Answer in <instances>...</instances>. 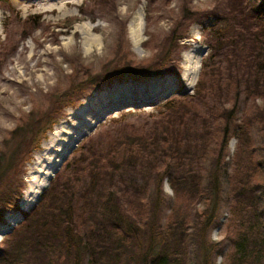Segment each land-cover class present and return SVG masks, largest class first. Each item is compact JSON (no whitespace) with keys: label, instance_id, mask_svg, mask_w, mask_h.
I'll return each instance as SVG.
<instances>
[{"label":"rangeland","instance_id":"374dc122","mask_svg":"<svg viewBox=\"0 0 264 264\" xmlns=\"http://www.w3.org/2000/svg\"><path fill=\"white\" fill-rule=\"evenodd\" d=\"M240 6L244 9L245 6H263L264 11V0H0V197L3 194L5 197L10 189L19 190V198L13 201L17 207L6 209L1 216L0 249L9 246V241L21 232L24 215L37 208L48 190L60 192L68 187L63 201L77 203L76 213L85 212L79 220V224H84L80 234L87 235L94 243L103 232L101 226L107 218L103 213L104 208H108V198L117 212L122 209L116 203L117 194L118 200L125 202L124 208L127 206L133 211H140L138 197L148 202L157 200L159 204L156 207L154 203V208L146 212L150 216L147 223L128 241V250L120 256V261L147 264L142 253L149 244H158L159 228L174 210L176 222L173 224L182 225L185 233H189L188 240L195 238L188 248V258L192 264H201L198 246L206 235L201 229L207 207L198 199L189 200L185 187L179 186L178 175L173 180L178 191L167 196L162 186L158 187L163 174L154 172L152 164L142 161L133 169L125 165V191L132 193L126 201V195L119 191L122 187L118 192H108L107 196L106 187L112 180L110 171L105 183L87 173L91 169L89 162L96 164L99 159L100 164H107L109 149H114L117 143L122 145L120 140L140 139L146 135L162 117L160 114L164 113L163 105L167 101L181 100L194 93L201 62L215 43L213 31L225 29V41L229 44L242 34L249 44L243 53L252 52V46H256L253 35L259 34L263 37L260 41L264 49L262 32H252V36L245 32V24L248 27L264 25V19L240 20L231 13ZM135 17L138 20L134 21ZM198 52L202 54L199 70L189 88L190 80L183 79V75L185 67L190 65L187 60L194 66ZM126 60L154 63L160 68L168 66L169 62L171 72L151 80L113 79L102 84L109 80L111 70L121 63H129ZM222 60L223 69L234 67L236 70L233 62L227 58ZM255 62L251 56L249 86L244 84L247 72L243 65L239 66L243 85L236 113L231 118L223 117L225 114L218 112L219 106L207 112L201 107V116L191 122L187 136L191 140L192 155L199 156L200 149L206 147L198 172L203 185L210 179L212 169L219 171L222 176L219 183L223 184L232 173L237 148H243L246 142L248 149L256 148L261 161L264 158V79L259 80L260 85L253 82ZM103 78L106 80L98 82ZM251 86L260 94L247 96L246 88ZM253 95L256 97H251ZM212 102L215 100L210 101V105ZM220 103L226 104L225 107L229 105L225 99ZM94 113L99 115L93 117ZM85 118L94 123L93 127L83 126ZM224 119L230 128L238 124L244 132H240L243 136L239 139L229 135L227 152L221 156ZM79 128L84 129V134L61 158L56 173L37 201L23 210L28 181L35 174L36 163L44 157L43 144L55 130L60 131L61 138H66ZM137 142L129 143L136 149ZM164 150L161 145L154 147L155 153ZM217 160L222 161L216 166ZM117 212L115 214H119ZM229 216L228 205L223 201L207 227V240L217 244L220 250L211 257L213 264H217V257H223L224 264L225 257L232 251L226 238L220 242L211 240L214 231L227 237ZM14 219L18 220L14 222ZM19 237L20 234L16 239ZM78 245L80 249L81 243ZM72 253L63 254L51 263L82 264V250L79 256ZM75 258H79L78 263Z\"/></svg>","mask_w":264,"mask_h":264},{"label":"trees","instance_id":"16d2710c","mask_svg":"<svg viewBox=\"0 0 264 264\" xmlns=\"http://www.w3.org/2000/svg\"><path fill=\"white\" fill-rule=\"evenodd\" d=\"M246 6L245 9L240 6L231 13L242 21L257 22L261 18L264 19L263 6L252 8ZM217 30L212 33L215 43L211 45L210 54L201 62L194 93L187 97H181V100L167 101L163 105L164 113L160 114L162 117L153 123L146 135L140 139L132 137L129 141L128 139L120 140L122 145L117 143L114 149H109L107 155L109 162L100 164L99 159L96 164L89 162L91 169L87 174L92 178L96 176L97 180L105 183L108 182L106 176L110 171L112 180L106 187L107 196L108 192L114 193L122 187L119 191L124 194L123 196L126 195V201L129 200L132 193L128 194L125 191L127 184L123 177L125 165L129 164L133 169L136 164H140L142 161L152 164L154 172L163 174L158 187L161 188L164 178H168L174 191H178L173 183L174 176L178 175L179 186L185 187L184 190H186L185 193L189 196V200L198 199L203 202V207H207L204 216L198 215L205 218L201 230L206 232L198 246L199 253L202 255V260L199 263L213 264L211 257L220 251L217 249V244L207 240V227L216 217L221 203L224 201L228 205L230 214L226 240L232 245V251L225 257L224 264H264V158L262 157V161L259 159L260 154L256 148H247V139L245 138L246 144L243 148H237L232 173L227 176L223 184L219 183V177L222 179V176H219V171L212 169L210 179L203 185L202 177L198 176V172L202 167L200 160H203L206 155V147L200 149L199 156L192 155L191 140L187 136L192 120L196 116H201L200 110L203 108L207 112L210 108L216 109L219 106L218 112L225 114L223 117L226 116V119L236 113L240 88L243 85L239 66L243 65V69L247 72L244 84L251 85L248 75L249 73L251 77L252 67L249 66L251 56L252 59H256L253 82L260 85L259 80L264 79V49H262L260 41V38L263 37L252 33L260 31L264 35V25L248 27L245 24V32H250L251 36L255 37L256 45L252 46V52L246 53L243 51L249 47V44L242 34L235 36L237 41H232L229 44L225 41L227 37L225 29ZM253 52L255 56H253ZM222 58L233 62L236 70L234 67L230 70L223 69ZM126 61L129 63H121L109 72V80L103 78L98 82L106 80L102 83L104 84L113 79L151 80L171 72L169 62L168 66L160 68L158 64L154 63ZM252 85L254 86V83ZM253 86L246 88L247 96L254 93L260 94V91ZM257 87L259 88V86ZM251 97H256V95ZM221 99L229 101L228 107H225L226 104L220 103ZM213 100L215 102L210 105L209 102ZM226 119H224V132L219 148L221 156L227 152L229 137L237 136L239 139L243 136H240V132H244L238 124H234L230 128ZM151 134L152 137H150ZM132 140H138L136 149L129 143ZM137 143L134 144L137 145ZM158 145L166 150L162 153H155L154 147ZM115 159L117 160L115 161ZM221 161L217 160L216 166ZM67 188L64 187L60 192L48 190L42 196L41 203L37 205V208L24 215V226L19 233L21 237L16 239L19 235L17 234L9 241V246L0 249L2 264H52L51 261L60 259L63 254L66 256L74 252L72 254L79 256L80 249L84 257L82 264H126L127 260L120 261V256L128 250V241L134 238L137 229L147 223L146 219L150 216L146 212L154 208V203L157 207L159 204L156 203L157 200L153 199L148 202V199L138 197L140 211H133L127 206L124 208L125 202L119 201L117 194L116 203L122 206L120 213L112 207L111 199L108 198V208H104L103 213L107 218L104 225L101 226L103 232L100 239L94 243L87 235L80 234L84 224H79V220L83 218L85 212L76 213L74 209L77 203L63 201V193L67 194ZM5 194V197L4 194L0 197V220L6 209L12 208L13 210L17 207L13 201L19 198V190L10 189V193L7 191ZM225 195L226 198H224ZM105 198L107 199V197ZM115 212L119 214H115ZM174 218L175 211L173 210L168 221L159 228L160 240H158V244H149V247L142 253L147 264H192L187 253L195 239L193 238L194 234L191 233L193 239L188 240L189 233H185L182 225L173 224L176 222ZM182 221L186 222V219ZM78 243H81L80 249ZM207 243L210 244L207 245ZM26 257L29 258L28 261ZM78 259L75 258L76 263H78Z\"/></svg>","mask_w":264,"mask_h":264},{"label":"bare ground","instance_id":"6f19581e","mask_svg":"<svg viewBox=\"0 0 264 264\" xmlns=\"http://www.w3.org/2000/svg\"><path fill=\"white\" fill-rule=\"evenodd\" d=\"M138 20V17L134 18V21ZM137 32V31H136ZM199 57L195 62L194 66L190 60H187V64L189 62L190 65L185 67V72L183 75V79L190 80L187 84L188 87H192L194 78L198 74L200 58L202 56L201 52L197 53ZM99 114H93V117L98 116ZM97 119V118H96ZM83 126L85 127H93L94 123H91L88 119H83ZM83 127V128H84ZM79 128L77 131L75 130L73 133L70 132L67 134L66 138H61L60 131H54L51 133V136L48 141L43 144L44 151L42 152L44 155L42 160L37 162L36 168L34 167L35 173L34 176L30 177L28 181V187L26 191L27 200L24 202L22 209L27 210L31 205L37 201L40 197L42 191L47 188L50 180L52 179L54 173H56L58 166L60 164L61 158L66 154V152L73 147L75 142L78 140L79 136L84 134V129ZM18 218V217H17ZM18 220V219H17ZM16 219L13 221L16 222Z\"/></svg>","mask_w":264,"mask_h":264},{"label":"clouds","instance_id":"9594fccd","mask_svg":"<svg viewBox=\"0 0 264 264\" xmlns=\"http://www.w3.org/2000/svg\"><path fill=\"white\" fill-rule=\"evenodd\" d=\"M162 188H163V192L167 196H173L174 195V189L172 188V186H171L170 182L167 180V178H165V180L163 181ZM225 238H226V236L223 233L217 235L215 231L213 232V235L211 236V240L214 242H220V241L224 240ZM217 264H223V257H217Z\"/></svg>","mask_w":264,"mask_h":264}]
</instances>
